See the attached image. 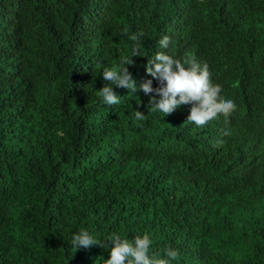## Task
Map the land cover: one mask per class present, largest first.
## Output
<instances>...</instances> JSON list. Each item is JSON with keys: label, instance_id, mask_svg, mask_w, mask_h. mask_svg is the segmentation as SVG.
I'll return each mask as SVG.
<instances>
[{"label": "trees", "instance_id": "trees-1", "mask_svg": "<svg viewBox=\"0 0 264 264\" xmlns=\"http://www.w3.org/2000/svg\"><path fill=\"white\" fill-rule=\"evenodd\" d=\"M138 31L137 91L102 105ZM161 51L208 65L227 125L147 109ZM80 230L147 234L171 264H264V0H0V264H103L112 245L74 252Z\"/></svg>", "mask_w": 264, "mask_h": 264}, {"label": "clouds", "instance_id": "clouds-1", "mask_svg": "<svg viewBox=\"0 0 264 264\" xmlns=\"http://www.w3.org/2000/svg\"><path fill=\"white\" fill-rule=\"evenodd\" d=\"M143 37L142 31L130 36L134 42L131 55L122 61L118 69H103L101 76L106 83L98 90L102 97V105L115 106L121 102V97L114 92L113 86L127 89L130 93L137 91V85L129 67L134 66L135 63L131 57H142L139 48L142 47ZM169 44L170 37L167 35L159 41L161 49H167ZM144 67L146 74L152 79L141 83L139 89L149 97L147 109L161 113V117L172 114L181 105H190L186 122L203 127L222 115L227 125L228 117L236 110L233 100L225 99L221 95L222 86L211 82L208 65L201 64L194 57L182 62L161 51L148 58ZM153 80L157 82L155 88L152 86ZM135 119L144 121L145 113L135 111ZM230 134L227 127L221 132V136ZM224 142L223 139H218L213 147H221ZM107 242L112 247L109 258L103 264H171L179 258L178 250L173 248H166L163 258L149 256L152 241L147 234L136 236L131 241L127 238L122 239L119 234H114ZM108 243L106 241L101 243L87 230L73 233L71 237L74 252L94 245L105 248L108 247Z\"/></svg>", "mask_w": 264, "mask_h": 264}]
</instances>
